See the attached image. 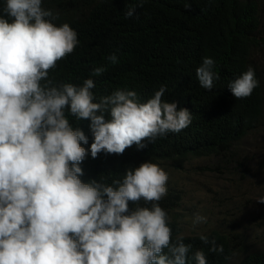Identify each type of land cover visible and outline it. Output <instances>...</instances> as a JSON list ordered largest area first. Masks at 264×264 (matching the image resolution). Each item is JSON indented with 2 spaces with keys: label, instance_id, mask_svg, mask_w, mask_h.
Segmentation results:
<instances>
[{
  "label": "clouds",
  "instance_id": "1",
  "mask_svg": "<svg viewBox=\"0 0 264 264\" xmlns=\"http://www.w3.org/2000/svg\"><path fill=\"white\" fill-rule=\"evenodd\" d=\"M134 13L130 8L126 16ZM55 19L42 0H4L0 8V264H208L202 249L193 251L182 236L173 239L159 203L168 192L167 173L144 162L111 184L82 182L87 150L81 143L88 138L68 119L90 121L96 158L179 133L191 113L163 99L166 86L146 102L126 89L96 101L92 78L80 86L53 83L50 71L79 44L77 32ZM214 67L204 57L196 69L205 90L219 79ZM256 87L251 67L228 85L238 100ZM141 201L145 206L129 210V202ZM192 223H206V217L196 214ZM199 239L209 252L223 253L214 239Z\"/></svg>",
  "mask_w": 264,
  "mask_h": 264
},
{
  "label": "trees",
  "instance_id": "2",
  "mask_svg": "<svg viewBox=\"0 0 264 264\" xmlns=\"http://www.w3.org/2000/svg\"><path fill=\"white\" fill-rule=\"evenodd\" d=\"M42 7L57 16L53 21L57 25L69 24L79 40L73 53L50 71L53 83L80 86L92 78L96 101L126 89L146 102L166 86L163 99L192 115L187 128L145 141L143 149L134 144L122 155L101 152L92 158L90 121L69 114L73 129H81L88 138V144L81 143L87 150L80 164L82 182L111 184L144 162L179 171L191 158H234L236 146L253 133H264V0H42ZM130 8L135 13L127 17ZM112 55L115 63L108 59ZM204 57L214 60L219 76L210 91L200 87L196 77ZM97 67L104 71L93 76ZM249 67L258 87L250 97L238 100L228 85ZM167 189L159 203L168 214L173 239L182 236L193 251L202 249L208 264H229L240 251L243 257L237 264H264V250L247 252L238 234H203L223 246L222 254L209 252L201 234L183 235L176 215L181 192L170 185ZM137 206L145 205L129 202L130 211Z\"/></svg>",
  "mask_w": 264,
  "mask_h": 264
},
{
  "label": "rangeland",
  "instance_id": "3",
  "mask_svg": "<svg viewBox=\"0 0 264 264\" xmlns=\"http://www.w3.org/2000/svg\"><path fill=\"white\" fill-rule=\"evenodd\" d=\"M237 157L191 158L182 170L159 166L168 175L167 185L182 196L176 209L183 235L219 231L238 234L247 252L264 250V133H253L234 149ZM196 214L206 223L193 226ZM242 244V245H243ZM243 257L235 252L229 264Z\"/></svg>",
  "mask_w": 264,
  "mask_h": 264
}]
</instances>
